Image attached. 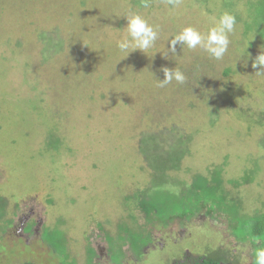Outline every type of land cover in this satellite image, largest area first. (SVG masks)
I'll list each match as a JSON object with an SVG mask.
<instances>
[{
	"label": "rangeland",
	"instance_id": "rangeland-1",
	"mask_svg": "<svg viewBox=\"0 0 264 264\" xmlns=\"http://www.w3.org/2000/svg\"><path fill=\"white\" fill-rule=\"evenodd\" d=\"M251 1L0 0V264H63L43 238L52 229L74 264H173L223 245L253 264L222 218L158 223L141 206L150 185L177 191L220 165L243 212H264V74L252 67L264 43L246 31L264 17ZM223 12L236 16L223 59L169 49L183 27L207 33ZM129 13L158 31L146 52L117 47L131 39ZM164 67L185 81L159 87ZM181 136L189 154L169 176L163 148ZM171 176L179 187L164 185ZM21 219L38 232L17 236ZM134 233L149 240L139 248Z\"/></svg>",
	"mask_w": 264,
	"mask_h": 264
},
{
	"label": "trees",
	"instance_id": "trees-1",
	"mask_svg": "<svg viewBox=\"0 0 264 264\" xmlns=\"http://www.w3.org/2000/svg\"><path fill=\"white\" fill-rule=\"evenodd\" d=\"M248 7L252 12H258L257 17L261 15L264 17V0H256L248 3ZM261 22V21H260ZM247 26L246 31H253L259 34V38L264 43V25ZM156 141V136H152ZM192 140V139H191ZM164 142L163 140H161ZM190 136H181L174 144L168 148H163L164 154L161 155V160L164 162V170H167L168 175L173 170H179L182 160L189 151ZM165 143V142H164ZM163 143V144H164ZM167 144V143H165ZM223 166H212L206 169L205 173H196L191 184L187 185L184 182H177L181 185L179 187L172 176L164 185L170 186L173 181L174 186H178L177 191H169L163 186L150 185L144 191L147 200L141 203L142 208L148 216L154 211L157 212L155 216L158 223H172L182 222L185 224L186 220H190L197 215L204 213L207 217L212 219H221L228 225L231 231L230 235L234 236L237 242L243 243L253 249V264L255 260L254 250L264 246V212L256 214H247L242 210V201L240 198L231 197L225 188V179L223 174ZM158 170V169H157ZM254 170L250 171V174ZM229 183L238 186L242 183L250 184L249 178L229 180ZM3 198H0V204ZM2 208V207H1ZM135 243L139 238V248L149 240L148 236L142 237L138 233L131 236ZM44 240L63 257V264H74L73 261H67L69 254L65 246L66 236L58 230L52 229L45 233ZM259 242V243H258ZM135 248V245H134ZM20 264H36L33 261H25ZM173 264H244L242 255L236 251V247L218 246L216 249H210L202 255H187L184 260L174 261Z\"/></svg>",
	"mask_w": 264,
	"mask_h": 264
},
{
	"label": "clouds",
	"instance_id": "clouds-1",
	"mask_svg": "<svg viewBox=\"0 0 264 264\" xmlns=\"http://www.w3.org/2000/svg\"><path fill=\"white\" fill-rule=\"evenodd\" d=\"M172 9L180 6L181 0H166ZM143 7H150V0H142ZM127 20V32L131 39L127 37L117 42V47L121 52L129 53V49L146 52L158 39V31L148 23L140 14L129 13L124 16ZM236 27V16L230 12H223L216 25L210 28L207 33H202L193 26L183 27L169 41V49L175 53L177 45L187 46L188 49L195 50L202 48L211 58L223 59L230 44V34L234 33ZM166 57V56H165ZM254 69H259L258 74H264V53H261L252 62ZM164 78L160 79L159 87L170 84L173 80L183 83L185 76L179 69L172 70L168 67L162 69ZM259 243V242H258ZM254 264H264V246L254 250Z\"/></svg>",
	"mask_w": 264,
	"mask_h": 264
},
{
	"label": "flooded vegetation",
	"instance_id": "flooded-vegetation-1",
	"mask_svg": "<svg viewBox=\"0 0 264 264\" xmlns=\"http://www.w3.org/2000/svg\"><path fill=\"white\" fill-rule=\"evenodd\" d=\"M22 219H27V217L26 216H23L22 217ZM20 220V228L18 229V235L17 236H19V237H24V236H27L28 237V235L30 234V233H32V234H34L33 232H38V230H39V225H40V223L38 222L37 224H36V226L34 225V224H32V223H30V224H25L24 223V220ZM31 231H33V232H31ZM20 241H23V239L21 238V239H19ZM24 242V241H23ZM25 244H27V245H29V242H27V243H25Z\"/></svg>",
	"mask_w": 264,
	"mask_h": 264
}]
</instances>
